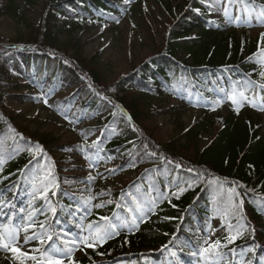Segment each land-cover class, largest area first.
Segmentation results:
<instances>
[{
	"label": "trees",
	"instance_id": "obj_1",
	"mask_svg": "<svg viewBox=\"0 0 264 264\" xmlns=\"http://www.w3.org/2000/svg\"><path fill=\"white\" fill-rule=\"evenodd\" d=\"M212 1L159 0L165 22L160 33L146 29L151 54L130 59L131 70L111 82L99 53L87 57L80 38L60 40L59 32L73 35L92 11L122 9L117 0H42L37 25L0 37V231L26 222L34 254L45 260L50 247L63 248L62 234L81 238L90 224L101 233L114 229L109 242L67 264H237L249 246L253 263L264 264V123L242 104L248 90L253 102L264 99V34L252 40L244 20H213ZM229 1L264 9V0ZM131 2L140 0L124 5ZM30 7L8 0L0 14L23 20ZM26 63L23 73L15 68ZM67 89L48 106L73 128L80 125L75 139L31 128L9 107L36 103L40 94L49 102ZM173 99L205 114L188 125ZM229 99L234 111L208 113ZM162 114L174 125L167 138ZM92 160H115L112 174L136 176L118 189H96L97 181L81 172ZM143 208L149 213L137 229L115 228L122 214L131 224L132 211ZM212 216L230 232L201 252L199 236ZM238 224L241 238L231 231ZM0 264H7L4 255Z\"/></svg>",
	"mask_w": 264,
	"mask_h": 264
},
{
	"label": "rangeland",
	"instance_id": "obj_2",
	"mask_svg": "<svg viewBox=\"0 0 264 264\" xmlns=\"http://www.w3.org/2000/svg\"><path fill=\"white\" fill-rule=\"evenodd\" d=\"M117 1L124 6L125 0ZM7 2L8 0H0V10L6 6ZM213 2L215 10V13L212 15L213 18H221L222 16L232 14L235 18L242 17L244 19H251L254 22L262 18L264 19L263 9L262 12L257 14L253 11L251 6L246 4L239 7L236 3L230 5L227 0H214ZM17 3L22 7H27V5H31V7L27 8L28 11L23 20L0 14V37H14L18 32L25 34L30 30L32 24L37 25L39 20L38 12L41 10L42 0L35 3H32L30 0H17ZM173 3L175 2L173 1ZM98 21L100 23H98ZM164 22L165 20L163 19L159 0H140L138 3L134 2L127 4L126 8L123 7L117 11H110L107 15H95V13L91 12L84 17L82 27L75 31L73 35H68L60 31L59 39L68 40L70 38H80L81 41L84 42L83 51L87 57L99 53L100 57L98 61L106 71L108 79L111 82L113 77L127 73L131 69L130 59L131 61L134 59L140 62L151 54L152 45L149 35L152 31L148 30L147 37L146 29L150 26L153 31L160 33L163 31V29L160 30V28ZM63 23H67L66 19H63ZM262 32H264V26L259 25L257 22L248 31L247 36L249 38H254ZM157 38H159V36H157ZM131 52H133V56H131ZM27 66L28 64L26 63L24 66H18L17 69L19 72H22L23 69L27 70ZM29 91L33 92V89L30 88ZM69 93V89L64 90L49 97L48 101L50 102V99L53 97L63 98ZM42 98L43 95H41L40 100L35 104L32 102L18 103L11 101L9 102V107L12 110L25 114L31 121V128L41 129L43 131H54L62 136L61 141L75 139L81 129L80 125H76L79 129L77 130L75 127L73 128L70 123L64 122L62 118L57 116L53 108L42 101ZM172 102L175 105H177V103L179 104L178 106L181 108V117L188 125L196 122L205 114V111L197 107H186L177 100H173ZM172 102L168 105L170 106ZM243 105H245V111H249V108L252 109L250 102L243 103ZM252 107L264 118V100L260 106ZM230 108V103H225L222 107V113H228ZM167 118L168 117L163 118V114L160 115L159 118V120H161L160 129L163 131L166 138L171 135L174 130V125H171ZM205 142L207 143L208 141ZM74 159L75 164L80 162L79 157H75ZM84 162L87 164L85 172H87L91 179L98 180V185L101 187H99L100 189H118L136 176V173L132 171L112 176L110 172L116 164L115 160L106 162L101 160L96 162L93 161V163H96L95 166L91 165V162ZM147 212L148 210H144L141 217H145ZM210 222V230L203 235L207 245L214 243L222 234L227 233L225 225L222 224L219 219L212 217ZM237 229L236 232L242 234V229ZM96 232L97 230L94 229L90 239L86 241L87 243H92L93 246H97V242H95V240H97L95 238ZM64 237L68 240L73 238L71 236ZM72 247V251L78 257H82L87 251V248L83 245H80V247L74 245ZM12 248H17L23 253L25 250H28L29 242H25L24 238L18 237L14 244H10L11 263L30 264L34 261L33 258L27 257L26 255L17 258L19 253H14L11 250ZM59 258L60 260L62 259L63 262L67 261V255L59 256ZM247 261H249L248 256L243 259L242 264H245ZM36 264H48V262L44 263L37 259Z\"/></svg>",
	"mask_w": 264,
	"mask_h": 264
},
{
	"label": "snow or ice",
	"instance_id": "obj_3",
	"mask_svg": "<svg viewBox=\"0 0 264 264\" xmlns=\"http://www.w3.org/2000/svg\"><path fill=\"white\" fill-rule=\"evenodd\" d=\"M262 76H264V73H261ZM241 96H243V93H241ZM91 179V177H90ZM45 191H47V189H45ZM181 191H183V189H181ZM234 191V189L232 190ZM99 207V205H97ZM53 212H55V209H52ZM103 219H107V218H103ZM40 227L43 228L44 225L43 223L40 224ZM94 226L93 225H89V231L91 232L92 228ZM25 231H27V229H25ZM5 235L7 236V242H5ZM111 236V232L110 231H105L103 233L100 232L99 228H97V232H96V239L99 240H103L105 237ZM35 237H26L25 242H27L28 239H33ZM17 239V233L15 229L9 230L6 234L3 231H0V245H2L5 249H8L10 247V244H14L15 241ZM49 239H51V237H49ZM230 239H235V237H231ZM76 241L75 239L72 240V244H75ZM220 245V241H216L213 244H210L208 246V248H203L201 249V252H207L210 249H215ZM88 246H91V244H89ZM14 253H19V257L25 256L26 254L23 252H20L19 249L17 248H12L11 249ZM72 248L68 246V242H65V245L63 248L59 247V246H54V247H50L49 251L51 252V256L52 257H59V256H66V255H70L72 252ZM173 255H175V253H173ZM48 264H62V261L60 259H53V258H49L48 260Z\"/></svg>",
	"mask_w": 264,
	"mask_h": 264
},
{
	"label": "bare ground",
	"instance_id": "obj_4",
	"mask_svg": "<svg viewBox=\"0 0 264 264\" xmlns=\"http://www.w3.org/2000/svg\"><path fill=\"white\" fill-rule=\"evenodd\" d=\"M99 187H100V186L98 185V180H97V183H96V189H100V188H101V187H100V188H99Z\"/></svg>",
	"mask_w": 264,
	"mask_h": 264
}]
</instances>
